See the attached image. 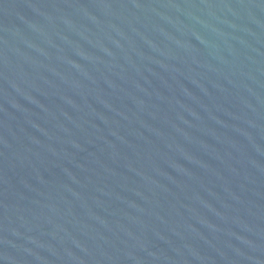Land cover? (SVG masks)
I'll return each instance as SVG.
<instances>
[{
    "label": "water",
    "instance_id": "1",
    "mask_svg": "<svg viewBox=\"0 0 264 264\" xmlns=\"http://www.w3.org/2000/svg\"><path fill=\"white\" fill-rule=\"evenodd\" d=\"M0 264H264V0H0Z\"/></svg>",
    "mask_w": 264,
    "mask_h": 264
}]
</instances>
